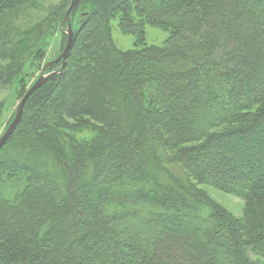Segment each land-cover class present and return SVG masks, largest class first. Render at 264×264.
<instances>
[{
    "label": "trees",
    "instance_id": "trees-1",
    "mask_svg": "<svg viewBox=\"0 0 264 264\" xmlns=\"http://www.w3.org/2000/svg\"><path fill=\"white\" fill-rule=\"evenodd\" d=\"M30 1L0 0V86L23 65L2 16ZM78 11L61 74L0 149V264H264V0ZM147 27L166 40L147 44Z\"/></svg>",
    "mask_w": 264,
    "mask_h": 264
},
{
    "label": "rangeland",
    "instance_id": "rangeland-1",
    "mask_svg": "<svg viewBox=\"0 0 264 264\" xmlns=\"http://www.w3.org/2000/svg\"><path fill=\"white\" fill-rule=\"evenodd\" d=\"M70 2L71 0H32L22 8L3 14V23L14 35V49L19 59L23 61V65L20 74L14 80L5 86H0V137L12 121L20 99L36 82L44 65L55 60L62 53L66 44L62 21ZM82 17L81 11L71 14L72 30ZM145 36L147 44L161 45L167 38V32L147 27ZM112 39L123 50L130 49L134 45L133 37L121 34L115 23L112 26ZM55 65H53L54 69L52 66L45 72L49 73L61 68L60 62ZM1 66L3 65L0 60ZM31 152L41 157L39 151L32 149ZM199 188L231 217L235 219L243 217L244 203L241 198L207 185H201Z\"/></svg>",
    "mask_w": 264,
    "mask_h": 264
},
{
    "label": "water",
    "instance_id": "water-1",
    "mask_svg": "<svg viewBox=\"0 0 264 264\" xmlns=\"http://www.w3.org/2000/svg\"><path fill=\"white\" fill-rule=\"evenodd\" d=\"M80 0H71L69 3L64 17L62 21V26L64 27V33L66 35V44L65 47L62 51V53L53 61L48 62L44 65L42 72L40 73L38 79L36 82L26 91V93L23 95V97L20 99L15 112H14V117L12 121L9 123L7 126L6 130L0 137V149L2 146L6 143V141L9 139V137L13 134L15 131L16 127L18 126L23 112L24 108L26 106V103L28 102L29 98L34 94L36 90H38L51 76L56 75V74H61L64 66H65V61L68 56V53L71 49L72 43H73V38H74V33L71 27V22H70V15L72 11L75 9V7L78 5ZM60 62L61 63V68L58 71H53L46 73L45 71L49 68H51L53 65L56 63Z\"/></svg>",
    "mask_w": 264,
    "mask_h": 264
}]
</instances>
